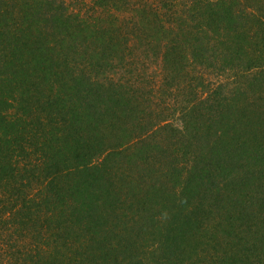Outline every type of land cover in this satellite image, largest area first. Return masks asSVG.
Wrapping results in <instances>:
<instances>
[{
  "label": "rangeland",
  "instance_id": "1",
  "mask_svg": "<svg viewBox=\"0 0 264 264\" xmlns=\"http://www.w3.org/2000/svg\"><path fill=\"white\" fill-rule=\"evenodd\" d=\"M33 1L35 3L44 0ZM48 1L52 3L40 4L44 6L34 22L38 21L39 17L41 21L43 14L47 15L48 8L50 11L53 9L63 12L65 17H70L72 21L68 34L61 36L65 37L63 43L53 46L55 50L52 51V57L54 58L56 53L63 55L68 50L71 65H94L95 70L91 73L93 78H100L106 84L112 82L117 85L118 90H125V97L119 101L122 108L117 114L120 119L124 117L127 132L116 139V145L115 142L109 146L107 142L99 143L102 144L101 149L109 147L107 150H112L106 166L109 168L108 181H105L107 186L101 189L102 195L99 198L93 196L96 193L99 196L98 187L93 188L91 192L89 190L90 193L84 195L85 198L80 194L67 192V181L78 178L81 172L74 171L70 175L58 176L59 188L64 193H69L66 194L67 199L70 196L67 217L57 214L52 218L54 223L50 224V216L42 214L45 211L43 209L39 215L34 214L28 222L16 220L13 226L9 213L7 214L11 205L0 194V264H244L250 263L248 259L252 260V264H263V241L261 243L252 238L254 235L247 234L246 223L244 225L237 221L232 229L227 227V215H237L243 208L238 210L235 206H230L228 210L232 193L231 197H222L226 191L218 187L219 181L224 177L216 175L210 184V181L202 180L204 177H200V174L193 170V164L198 158H201V162L213 164L208 157L210 154L207 145L211 148L215 142H223V129H213L211 140L205 137L201 141L195 140L194 137L191 139V136L183 137V140L173 138L174 125L148 137L147 133H141L162 119L165 120L160 121L157 127L170 122L173 114H178L180 107L199 93L203 81H210L214 87L225 79L229 82L225 84L228 93L239 84L246 90L249 84L246 78L253 77L257 69L249 70L243 64L239 70L244 73L240 82H233L239 78L235 72L224 75L221 66H210L203 70L204 55L216 62H226L227 59L220 51L215 50V46L221 45L215 42L216 39H212L209 46H203L202 38L197 39L201 23L200 14H192L194 19H197L187 30L189 25L185 21L186 12L191 9L188 10L186 2L189 0ZM47 5L49 7H46ZM242 6L246 5L242 2ZM19 16L13 18L14 23L18 19L23 20V17ZM175 18L178 20L175 21ZM41 22L44 24V21ZM178 23L186 29H174ZM48 28L53 31L51 26ZM98 50L105 52L96 55ZM166 50H170L167 57ZM191 50L197 54L196 58L191 55ZM187 54L192 61L184 57ZM119 83H122V86ZM256 90V99L253 100L263 104V91L258 88ZM209 104L206 109L211 108ZM29 109H23V113L22 108H9L10 119L24 117L31 121L37 113H28ZM122 109L128 110L126 116L123 115ZM201 109L204 110V107ZM263 110L264 108L260 109L261 112ZM130 111L138 112V123L144 118L142 125H134L132 117L127 119ZM39 119L45 121L48 117L42 114ZM262 123L263 117L260 120V124ZM200 124L201 122L195 127H200ZM25 127L26 147L23 150L20 148L25 154L17 157L22 161L33 149L35 140L32 137L35 127L27 123ZM261 141V137L249 141L250 145H255L252 151H264V141ZM149 152L154 168L152 165L147 166L145 160ZM74 153L69 151L67 154L69 158H74L75 164L76 161H82V158H88V155ZM104 155L106 151L99 156L97 153L93 154L91 164H101ZM240 157L233 155V158L239 159L243 164V167L236 171L242 170L246 173L250 167H256L253 163L255 157ZM119 173L124 174L117 176ZM189 177L199 181L196 191L187 187L190 184ZM232 178L235 182H240L237 175H232ZM103 198L112 200L111 210L120 215L116 221L119 224V235L105 236L97 249H86L89 241L98 243L86 238L93 239L92 229L103 225V217L96 218L92 223H84L82 228L77 227L80 236L71 237L68 231L74 228V217L70 218L72 208L75 206L76 212L79 209L83 212V202L87 200L89 211H94L91 199H95L97 205H102ZM141 201L147 210L138 208L136 204ZM64 203L57 201L55 206ZM247 213L248 210H244V216ZM182 217L191 221L188 231L181 233L177 241L170 240V230L181 232L185 227ZM29 223L31 229L22 227L23 224ZM174 242L180 247L175 249L178 245ZM171 245H174L173 248Z\"/></svg>",
  "mask_w": 264,
  "mask_h": 264
},
{
  "label": "trees",
  "instance_id": "2",
  "mask_svg": "<svg viewBox=\"0 0 264 264\" xmlns=\"http://www.w3.org/2000/svg\"><path fill=\"white\" fill-rule=\"evenodd\" d=\"M49 2L52 3L48 0L35 3L33 0H0V194L11 205L7 214L9 213L13 226L16 220L28 222L34 214L39 215L43 209L45 211L42 214L50 216V224L54 223L52 218L57 214L67 217V207L70 205V196L68 199L66 197V194H69L67 192L84 196L98 187L99 196L97 193L93 196L99 198L102 195L101 189L107 186L105 181H108L109 168L106 166L112 153V150H107L109 147L101 149L102 144L99 143L107 142L109 146L115 142L116 145V139L127 132L124 117L120 119L117 114L122 108L119 101L125 97L126 91L118 90L117 85L112 82L106 84L100 78H93L91 73L95 70L94 65H71L68 50L63 55L56 53L54 58L52 57V51L55 50L53 46L63 43L65 37L61 36L68 34L72 21L70 17H65L63 12L53 9L50 11L48 8V16L43 14L41 17L44 24L39 20L40 17L34 22L41 13V7ZM41 3L44 4L40 5ZM186 6L188 10L191 9L186 12L185 21L189 25L187 30L197 19H194L192 14H200L201 23L197 39L202 38L203 46H209L212 39H216L215 42L221 45L215 46V50L220 51L227 59L226 62H216L204 55L203 70L210 66H221L224 75L230 72L239 75L233 82H240V78H243L244 73L239 71L243 64L247 69L257 71L253 77L246 78L249 83L246 90L239 84L231 93L225 90V84L229 83L225 79L214 87L210 81H203L199 93L188 99L186 105L180 107L179 113L173 114L170 122L157 127V124L165 120L162 119L141 133H147L148 137L174 125L173 138L183 140V137L191 136V139L194 137L195 140L201 141L205 137L211 140L213 129H223V142H215L211 148L207 145L210 154L207 156L213 164L201 162V158H198L193 164V170L199 173L200 177H204L202 180L210 181V184L216 175L224 177L219 181L218 187L226 191L223 194L220 192L222 197H231L232 193L228 210L230 206H235L238 210L243 208L237 215H227V227L232 229L237 221L244 225L246 223L247 234L254 235L252 238L261 243L263 241L261 263L264 264V151H252L255 145L249 144L251 139L258 140L260 137L264 141V123L260 124V120L264 118V110L260 111L264 108V97L263 104L253 100L256 99V88L264 94V0H189ZM19 15L23 20L18 19L14 23L13 18ZM177 20L178 18H175V21ZM48 26H51L53 31H50ZM177 27L181 29L184 26L178 23L174 29ZM102 35L104 36V32ZM204 51L205 48L202 52ZM104 52L105 50H98L96 55ZM166 52L167 57L170 50ZM191 55L196 58L197 54L191 50ZM189 56L184 55L186 59L188 57L187 60H191ZM119 85L122 86V83ZM210 101L213 102L209 104ZM208 104L211 108L206 109ZM11 107L22 108L23 113V109L31 108L27 110L28 113L35 112L37 115H34L31 121L24 117L12 120L8 113ZM121 111L126 116L128 110ZM40 113L45 114L48 119L40 120ZM131 117L136 126L144 122L142 118L138 123V112L130 111L127 119ZM200 122V127H195ZM25 123L35 127L32 134L35 140L33 149L22 161L17 157L25 154L22 151L27 140ZM69 151L75 152V155H88V158H82V161H76L75 164L74 158H69L67 154ZM105 151L106 155L101 164H91L93 154L97 153L99 156L101 153L105 154ZM234 154L241 156V159L255 157L253 163L256 167H250L246 173L242 170L236 171L241 169L243 164L239 159L233 158ZM145 160L147 166L152 165L154 168L151 153ZM74 171L81 172V176L67 181L69 185L64 193L58 186V176L70 175ZM122 174L124 173L117 176ZM232 175H237L240 182H235ZM188 181L190 184L187 187L196 191L199 181L190 177ZM109 182L113 183L111 180ZM103 200L104 204L97 205L95 199H91L94 211H89L87 200L83 202V212L80 209L76 212L75 206L72 208L70 218L74 217V228L68 231L71 237L80 236L77 227L82 228L84 223H92L96 218L103 217L104 226L98 228L97 225L92 229L93 239L86 238L98 243L89 241L86 249H97L102 238L119 232V224L116 221L120 215L111 210L112 200ZM57 201L65 203L55 206ZM226 201L228 202L227 199ZM31 205L34 209L30 208ZM136 205L138 208L148 209L143 201ZM246 209L248 213L244 216ZM182 218L185 227L181 232L170 230V240L177 241L181 233L188 231L191 221ZM22 227L31 229L30 223L23 224ZM174 243L178 245L175 249L180 247L177 242ZM171 246L173 248L174 245ZM248 260L250 263L244 264H252V260Z\"/></svg>",
  "mask_w": 264,
  "mask_h": 264
}]
</instances>
